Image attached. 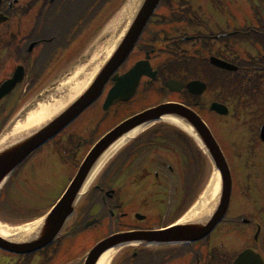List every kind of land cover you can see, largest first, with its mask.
I'll return each instance as SVG.
<instances>
[{
	"label": "flooded vegetation",
	"instance_id": "flooded-vegetation-1",
	"mask_svg": "<svg viewBox=\"0 0 264 264\" xmlns=\"http://www.w3.org/2000/svg\"><path fill=\"white\" fill-rule=\"evenodd\" d=\"M64 1L3 0L0 13L7 19L1 24L8 26L13 19L26 17L29 13H22L26 9H34L33 18L35 15H48V10ZM171 3L172 0H164L158 8L168 10ZM208 4L211 8L209 19L199 18L201 15L197 11L203 10L190 7L183 1L179 10L161 17L155 10L126 59L107 78L99 96L43 145L51 155L48 156L47 152L44 157L50 158L54 168L56 164H59V169L63 168L65 165L61 162H64L71 164L72 170L76 171L92 146L119 123L139 112L160 104L177 103L192 107L205 118L204 109L208 106L214 119L209 127L226 157L227 152L232 153L243 164V169H235L242 173L257 170L242 185L238 195L243 199L235 194L237 179L232 174L233 188L227 212L206 236L186 244L124 246L119 249L114 264H234L241 253L245 256L241 264H257L258 261L264 264L263 3L250 4L253 19L236 26L232 24L236 19H225L231 15V12L225 11V2L212 0ZM34 21L36 24L37 20ZM15 27V31L5 29L0 34V71L4 73L3 76L0 74V84L12 77L18 65L23 66L24 77L0 100V123L10 113L9 110L20 105L24 93L38 83L39 65L29 60L31 52H27L26 48L33 43L35 48L48 42L33 35L25 38L18 25ZM213 58L235 68L216 65L211 61ZM138 62L147 63V73H140L133 89L123 91L125 99L114 100L105 106L109 91L119 85V80ZM28 69L32 75L24 86ZM194 80L206 84L199 95L190 93L186 88L187 83ZM170 82L178 89H172L168 85ZM212 103L224 105L226 114L218 115L211 111L209 107ZM156 123L118 149L109 164L88 182L73 203L71 213L60 225L55 239L31 254L19 255L0 249V264H84L90 248L110 234L157 230L176 221L184 211L188 197L181 195L176 198L178 200L171 201L174 198L169 195L149 192L166 181L164 171L182 168L180 152L188 154L190 159L196 157L198 168L193 169L195 176L200 168L199 157L194 150L191 154L188 151L185 153L182 133L174 126L161 120ZM218 130L226 131L230 137L222 139ZM44 148L36 152H42ZM167 152L170 158L176 159L168 161ZM257 157H262L263 161L256 162ZM188 164L193 165L192 162ZM49 171L54 176L50 168ZM195 176L191 181L186 179V187L183 188L190 197L195 193ZM37 177L31 185L34 200L39 192L36 201L42 207L47 206L45 200L49 198L50 201V196L40 193L55 179ZM253 178L260 179L258 181L262 184H253ZM66 186L41 215L57 202ZM237 199H240L238 206L234 205ZM96 229L107 231L89 244L84 241L80 246L72 245L71 239L81 237L84 240L89 231ZM139 254L142 255L138 257Z\"/></svg>",
	"mask_w": 264,
	"mask_h": 264
},
{
	"label": "rangeland",
	"instance_id": "rangeland-1",
	"mask_svg": "<svg viewBox=\"0 0 264 264\" xmlns=\"http://www.w3.org/2000/svg\"><path fill=\"white\" fill-rule=\"evenodd\" d=\"M73 1L74 0H68L67 2L61 3L60 5H56L52 10H48V15L52 14V16H50L43 24H41L45 28L46 37L50 33L53 34V36H55L54 34H58V36H62L63 34V37L54 39L55 43L52 41L51 45L49 46H47V44H44L40 47H35L29 54V60L31 59V61L33 60L34 62H36V64H40L39 68L43 69V71L40 72L39 84H37L35 88L32 89V93L29 98H26V100H24L25 102L22 103L21 110L23 108L24 111L27 110L22 121L29 115L28 113L32 112V110L36 111L37 109H39V107L43 105L42 103L46 102V97L49 96L50 100L55 99L61 95V91H66L72 84L77 82V76L80 75L83 72L82 69L87 66L88 61H90L89 59L91 58V53L94 50H97V61L100 62V59L106 53V49H108L110 45L116 41L122 29H124L128 24L140 0H75L76 6L74 7H77L79 11H76L77 9H74ZM181 1L189 6H194L198 10H203L202 12L197 11L198 15H201L199 18L209 19L211 15V8L208 4V1L211 2L212 0H172V5L168 8V10L164 8L157 9L159 12L158 17H161V15H166L173 10H179ZM218 1L226 3L224 6L225 11L226 13L227 11L231 12V15L225 17V19H236L235 22L232 21V24L235 26L241 23L243 24L244 22H250V19H253L252 11L250 10L249 6L250 3L253 5L255 3H263L262 8L264 9V0ZM80 3L82 4V6ZM69 4L71 5L68 7ZM66 7H68V10L65 13L64 11ZM82 11H84V15L80 16V13ZM34 13V9L29 10V14L20 20L15 18L8 24V26H6L5 24H1L0 34L1 32L4 33L5 29L15 31V25H18V28L22 30V34L25 38H27L29 35H33L35 37L39 36L41 32L39 31V28L38 30L35 29L37 21L35 24V18H33ZM262 15L264 16V10ZM69 28L70 30L66 34ZM0 74L1 76L4 75L2 71H0ZM30 75H32V73L28 69L27 78L24 81V86L29 81ZM31 103L32 105L30 106ZM206 107L207 108L204 109L206 110L204 113V117L208 123H211V121L214 119L208 109V106ZM8 112H12V110H9ZM19 112V108H16L12 113H16L18 115ZM21 114L22 111L20 112V115ZM15 119L16 118L13 119L11 124L17 121H15ZM218 120H220L221 122L223 121L220 118ZM164 122L166 124H169L167 121ZM157 124L158 123H156V125ZM147 128H150V126L146 127L143 132ZM218 132L220 133L218 135H221L222 139L225 137L227 140L230 137V135L226 131L224 132L223 130H218ZM226 142L227 141H225V144ZM47 152L48 156H51L49 155L50 153L45 146L42 152L31 155L28 158L27 162H25L21 166L19 171H17L10 178L9 182L0 191V225L3 224L8 225L9 227H22L24 225H27L24 223L26 221L30 223L36 222L41 213L46 210V207L52 204V202L60 195L63 188L67 185L69 177L73 174V170L65 168L59 169V166L56 167L58 169H55L54 164H50L49 162L50 158L44 157L45 153ZM162 152L164 153V151ZM167 154L168 161H174V159H176L175 157L170 158L169 152H167ZM232 155V153L227 152V156L230 160V165L234 167H232V174L235 179H237V186L235 183V194L238 195L240 191H242L241 188L242 185L245 184L246 179H248L250 175L253 176L254 172H256L257 170H249L242 173L239 170L240 168L243 169L242 162L240 163V160L236 157V155ZM179 158L180 162L182 163V168L180 170H175L172 172L164 171L166 181L158 188L153 187V190L149 192L150 194L156 195L163 193L167 196L169 195L170 197H173L174 199L171 201L178 200L181 195H184V191L181 190L184 188L186 177L188 175L189 178L195 176L193 175V172L195 168H198V166L197 162L196 164L192 163L193 165L188 164L189 162L191 163L193 161V159H190V156L188 154L180 152ZM232 158L234 159V161H236V163L232 161ZM261 160L263 161L262 157L256 158V162H260ZM108 161L102 168H105L109 164ZM202 162L203 163H201V170H199L197 175L195 176L196 178L194 180L196 181H194L193 184V188L199 187L201 191L196 200V203L205 191V187L210 179V176L212 175V168L210 167L208 161L203 160ZM237 167L239 169H235ZM49 168L53 171L54 176L50 173ZM102 168L99 170V172L102 170ZM43 173L45 175H43ZM37 176H39V178L44 177L55 179V181L46 185L40 193L41 195L47 194V196H50V201L48 200L49 198H46L45 200V204L47 206L42 207L41 204L36 201L39 192L36 196L37 198H35L34 200V192L31 185L34 184L32 180L34 178H38ZM258 180L260 179L256 180L253 178V184L261 185L262 183H259ZM13 187H16V190L13 189ZM257 187L258 186H256V188ZM238 196L239 198L243 199L240 195ZM239 200L240 199H237L234 205L238 206V204L240 203ZM188 207L189 206H187L186 204L184 211H186ZM191 207L185 213L183 211V213L186 214L191 209ZM106 231L107 230L103 229L89 231L84 240L81 239V237H77L76 239H71V243L74 247L80 246V244L84 241L89 244L92 240L104 234ZM116 259L117 254L112 257L110 264H114Z\"/></svg>",
	"mask_w": 264,
	"mask_h": 264
},
{
	"label": "water",
	"instance_id": "water-1",
	"mask_svg": "<svg viewBox=\"0 0 264 264\" xmlns=\"http://www.w3.org/2000/svg\"><path fill=\"white\" fill-rule=\"evenodd\" d=\"M159 1L160 0H141L139 2L133 16L122 31L112 51L96 68L88 83L74 99L67 102L38 129L24 137H20L12 144H9V142L3 145L5 146L9 144L0 149V188L11 173L30 153L54 137L98 97L107 78L128 56ZM5 19L6 18L3 14H0V22ZM32 47L33 44L29 46L28 51H30ZM211 61L221 67L228 66L224 62L215 58ZM144 64L143 62L136 63V65L119 80V85L117 84L109 91L105 106L109 105L114 100L125 99L124 96H122L123 91L133 89L140 73H147L148 66L147 63ZM228 67L231 68L230 66ZM23 75V67L18 66L15 69L12 78L4 81L0 85V99L8 94L17 83L22 81ZM168 85L172 89H178L173 86L172 82L168 83ZM187 89L191 93L200 94L205 89V84L198 81H192L187 84ZM211 109L219 114L226 113V108L217 103H213ZM162 116L176 117L188 125L195 135L193 138L205 151L214 169L218 171L220 177V196L216 206L213 208L209 216L202 222L193 221L188 224L179 222L161 230H138L110 235L91 248L86 257L85 264H96L99 257L105 251L121 244L183 243L200 239L210 232V230H212L213 227L223 218L229 204L232 186L229 167L219 145L202 118L193 109L185 105L165 103L149 108L130 117L103 136L87 153L62 197L47 213L44 218L45 220L43 219L44 222L41 227H44L45 229L36 230L31 235H25L26 237L16 241L7 240L0 236V249L20 254L30 253L49 243L55 237L59 231L57 229L62 225L66 216L71 211L75 198L81 191L91 169L100 159L103 152L128 131L151 121L158 120ZM19 118L15 120H18ZM11 125L12 124H10L5 132L12 128ZM234 264H240L239 259H237Z\"/></svg>",
	"mask_w": 264,
	"mask_h": 264
},
{
	"label": "bare ground",
	"instance_id": "bare-ground-1",
	"mask_svg": "<svg viewBox=\"0 0 264 264\" xmlns=\"http://www.w3.org/2000/svg\"><path fill=\"white\" fill-rule=\"evenodd\" d=\"M115 43L116 41L113 44H111L108 49H106V53L100 59V62L97 61L98 60L97 50H94L91 53V58L89 59L90 61H88L87 66L84 67L82 69L83 72L77 76V82L72 84L70 88H68L66 91L64 92L61 91V95L55 99L50 100L49 96L46 97L45 98L46 102L42 103L43 105H41L39 109H37L36 111L34 110L35 112L32 110L33 113L32 112L28 113L29 115L27 114L28 116L25 117V119L22 121L26 113L24 112L20 116V118L11 125L12 128L10 130H7L5 134L0 138V149L6 147L9 144H12L20 137H24L25 135L38 129L48 119H50L54 114H56V112L59 111V109H61L67 102L74 99L76 95H78L82 91L84 86L88 83L90 79V78L88 79V76H90V74L93 73L92 71L96 69L112 51ZM31 105L32 103L30 104V106ZM160 119L171 122L174 125L182 128L192 136H195L192 129L188 125H186L182 120H179L176 117L162 116ZM143 128H145V126H140L134 129L133 131L129 132L128 134H126L124 138L121 137L122 139L119 138L117 141L113 142L111 146L107 148L101 155L100 159L98 160L91 174L88 176L87 182L95 175V173L99 171L100 168H102V166L109 160V158L116 152L118 148L124 145L138 131L142 130ZM5 143H9V144L3 146ZM219 196H220V177L218 171L216 169H213L212 175L210 176V179L205 187V191L200 196L197 203L182 217L181 222L188 224L193 221H197V222L204 221L209 216L213 208L216 206ZM31 226L32 225L28 226L25 229L24 228L13 229L10 227H4L0 225V236L4 237L7 240H14L16 239V236L19 234L18 238H24L26 236H22V234L31 235L33 233L34 230H29ZM116 251H117L116 248L108 249L100 256L96 264H110V261Z\"/></svg>",
	"mask_w": 264,
	"mask_h": 264
},
{
	"label": "trees",
	"instance_id": "trees-1",
	"mask_svg": "<svg viewBox=\"0 0 264 264\" xmlns=\"http://www.w3.org/2000/svg\"><path fill=\"white\" fill-rule=\"evenodd\" d=\"M74 3H73V7L74 6H76V1L74 0L73 1ZM59 3V2H58ZM72 4V3H71ZM71 4H69L68 5V7L71 5ZM81 4V3H80ZM81 6H82V4H81ZM68 7H66V9H65V13L67 12V10H68ZM72 7V8H73ZM71 8V7H70ZM69 8V9H70ZM79 8H81V7H79ZM88 8V7H87ZM74 9H77V7H74ZM85 10H86V5H85ZM255 10V9H254ZM76 11H79L78 9L76 10ZM256 11V10H255ZM24 12L26 13L27 12V10H24ZM81 15L80 16H83L84 15V11H82L81 13H80ZM50 16H52V14L51 15H40L39 17H38V24H37V26H36V29H40V27L42 26L41 24H43ZM79 16V15H78ZM80 19V18H79ZM69 30H70V28L68 29V31L66 32V34L69 32ZM42 34H45V28H44V26L41 28V31H40ZM55 36H53V34H51L50 36H53V38L54 39H59V38H61V37H63V34H62V36H58V34H54ZM44 35H41V37H43ZM39 67H40V65H39ZM42 71V69L40 68V72ZM182 137H183V141H184V144H183V147H184V150L185 151H188L190 154L192 153V151L194 150L195 152H196V154L198 155V157L199 158H201L200 159V162H202L203 160H205L206 158H205V156L203 155V153H202V151L197 147V145L195 144V142L193 141V139L192 138H190L189 136H187L185 133H182ZM123 264H125V263H123Z\"/></svg>",
	"mask_w": 264,
	"mask_h": 264
}]
</instances>
